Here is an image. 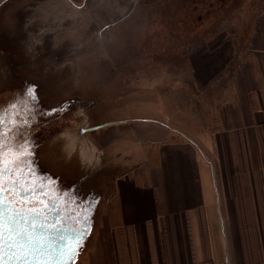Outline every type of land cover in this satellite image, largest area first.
<instances>
[{"label": "rangeland", "instance_id": "1", "mask_svg": "<svg viewBox=\"0 0 264 264\" xmlns=\"http://www.w3.org/2000/svg\"><path fill=\"white\" fill-rule=\"evenodd\" d=\"M172 1L170 12L159 16L160 24H153L151 37L150 27L144 31L145 9L150 8L146 0L136 7H143L141 13L134 8L136 0H0V124L7 149L0 154V163L8 169L27 156L32 174L30 183L20 177L19 169L16 177L11 172L0 177L4 199L38 213L49 222L45 231L50 236L61 244L59 237L64 236L77 249L67 264H83L89 258L99 208L103 197L109 196L107 191L113 190L104 189V184L145 180L147 166L169 163L166 152L195 147L188 133L164 128L163 118H156L161 124L145 121V106L153 99L145 86L146 75L163 67L156 59L140 67L133 57L138 45H144L145 52L147 44L154 46L148 50L152 54H173L192 46L195 60L202 48H212L208 54L230 52V40L238 42L239 36L230 33L225 40L229 24H264V0ZM178 19L191 24L192 30L198 26L202 32L205 24L212 27L203 31L201 39L179 47L181 40L173 38L179 33ZM162 21L174 27L164 29ZM112 24L116 26L103 30ZM171 105L172 120L177 122L176 94ZM28 109H34V114ZM193 113L197 121L200 118L199 109L191 108L186 118L190 128L196 126ZM18 114L27 118L28 126L20 124ZM111 121L123 122L84 131ZM18 125L27 142L13 131ZM203 143L208 147L209 141ZM162 148L166 150L163 157ZM173 160L176 163V157ZM16 178L20 185L9 191ZM34 189L40 190L38 195ZM25 192L31 194L22 199ZM85 220L86 232L81 231Z\"/></svg>", "mask_w": 264, "mask_h": 264}, {"label": "crops", "instance_id": "2", "mask_svg": "<svg viewBox=\"0 0 264 264\" xmlns=\"http://www.w3.org/2000/svg\"><path fill=\"white\" fill-rule=\"evenodd\" d=\"M229 25L228 34L240 38L230 40V52L202 48L195 60L181 53L185 63L175 70L163 66L146 75L153 99L145 121L163 118L164 128L188 133L195 147L166 152L169 163L147 166L145 180L104 184L113 190L103 197L83 264L264 262V24ZM175 94L178 123L171 117ZM190 103L200 112L199 121L193 113V128L186 119ZM122 122H105L103 129Z\"/></svg>", "mask_w": 264, "mask_h": 264}, {"label": "snow or ice", "instance_id": "3", "mask_svg": "<svg viewBox=\"0 0 264 264\" xmlns=\"http://www.w3.org/2000/svg\"><path fill=\"white\" fill-rule=\"evenodd\" d=\"M38 100V97L31 98ZM29 114H34V109L27 110ZM53 112L55 110H52ZM17 120L20 124L28 126L27 118H22L17 115ZM13 131L19 132V136L27 142V137H24L20 131L19 125ZM3 125L0 124V154L7 150L2 143ZM10 147V146H8ZM22 147V146H21ZM21 150L20 148L17 149ZM34 151V149H33ZM29 157L17 162L13 166L5 169L0 163V177L9 174L16 177L17 169L20 171V177L30 183L32 174L30 165L27 163ZM34 164L35 161L33 160ZM20 185V178H16L11 182L9 191ZM37 195L40 190H33ZM31 193H23L22 199H27ZM48 221L42 219L38 213L21 210L20 207L9 204L4 199L3 185L0 183V264H67L76 254L77 249L67 244L64 236L59 237L58 241L45 231L48 227ZM87 221L81 226V231L86 232ZM50 257L52 259H50ZM60 257L66 258L60 260Z\"/></svg>", "mask_w": 264, "mask_h": 264}, {"label": "flooded vegetation", "instance_id": "4", "mask_svg": "<svg viewBox=\"0 0 264 264\" xmlns=\"http://www.w3.org/2000/svg\"><path fill=\"white\" fill-rule=\"evenodd\" d=\"M139 1L140 0L136 1V5L134 6L135 9H136L137 5L140 4ZM153 1L154 0H148V1L146 0L147 5L150 8H148V9L146 8L145 9V11H147V12H146V15H145L146 21H145V24H144V26H145L144 27V31H147L148 27H150V31H151L150 33L152 34L151 37L153 36V33H154V30H152L153 24H160L159 19H158L159 16H161L162 13H165L168 9H169V12H170V8H173L171 5H175L172 0H167V2H166V0H160L159 2H156V3H154ZM150 3H152L154 5L149 6ZM183 3H185V0H181L180 1V4H183ZM142 8L143 7L138 6V8L136 9L137 12H139V13L143 12ZM183 19H184L183 17L180 18V20H183ZM180 20L178 19V21H180ZM162 24H163L162 28H164V29L165 28H170V26H172V25L174 27V24H167L166 21H162ZM216 25H215V29L217 27ZM188 26H191V24H189ZM188 26L185 24V22H181V21H180V24L177 25L179 33H177V35H175V37H173V38L181 40V43H178L179 47H181L182 44H186V42H188V40H192V39H195L197 37L199 39H201L200 36L203 34V31L208 29V28L210 29L212 27V24H210V25H208V24L206 25L205 24L206 27H205V29L202 32H201V30L203 28H199L198 26H195V27H193L195 29L192 30ZM204 33H205V31H204ZM226 34H227V37H225V39L228 38V36H229L228 32H226ZM199 44H201V43H199ZM143 46L138 45V49L140 48L139 51L137 50L138 52L136 54H133L134 59H138V61L141 63L140 67H143L144 62L146 64L149 61H151L153 59H156L158 61H162L160 63V65L162 67L166 66V67H170V68H175L176 69V67H177V65H179V63H182V64L185 63V60L184 59L182 60V56H180L181 53L186 55L187 60H189L190 58L194 59L193 55L195 54L194 53L195 51H193V47L192 46L188 47L187 50H186L185 47L182 48L183 50H180V48H179L178 53H173V54H164V53L163 54L162 53H160V54H152V53H149L148 50L151 51L152 50L151 48L154 47V46L147 44L146 45L147 48H148V49H146L147 52H145V49L143 48ZM195 46H198V44H195ZM207 50L208 49L205 50L206 53L211 51L210 49L208 51ZM136 57H138V58H136ZM146 58H149V60H144ZM186 62H188V61H186ZM192 62H193V60H192ZM134 66H136V65H134ZM137 67H138V65L136 66V68ZM133 68L135 69V67H133ZM135 71H136V69H135Z\"/></svg>", "mask_w": 264, "mask_h": 264}, {"label": "water", "instance_id": "5", "mask_svg": "<svg viewBox=\"0 0 264 264\" xmlns=\"http://www.w3.org/2000/svg\"><path fill=\"white\" fill-rule=\"evenodd\" d=\"M109 26V25H108ZM108 26H106L105 28H107ZM105 125H99V126H96V127H92V128H87L86 130H84L85 132H88V131H94V130H97L101 127H103Z\"/></svg>", "mask_w": 264, "mask_h": 264}, {"label": "built area", "instance_id": "6", "mask_svg": "<svg viewBox=\"0 0 264 264\" xmlns=\"http://www.w3.org/2000/svg\"><path fill=\"white\" fill-rule=\"evenodd\" d=\"M259 264H264V262H262V263H259Z\"/></svg>", "mask_w": 264, "mask_h": 264}]
</instances>
